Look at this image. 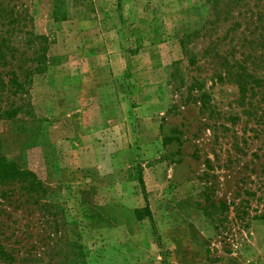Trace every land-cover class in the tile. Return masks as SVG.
<instances>
[{
  "label": "rangeland",
  "instance_id": "1",
  "mask_svg": "<svg viewBox=\"0 0 264 264\" xmlns=\"http://www.w3.org/2000/svg\"><path fill=\"white\" fill-rule=\"evenodd\" d=\"M21 3L46 67L0 119L30 172L0 178V264H264V101L223 78H264V0Z\"/></svg>",
  "mask_w": 264,
  "mask_h": 264
},
{
  "label": "trees",
  "instance_id": "2",
  "mask_svg": "<svg viewBox=\"0 0 264 264\" xmlns=\"http://www.w3.org/2000/svg\"><path fill=\"white\" fill-rule=\"evenodd\" d=\"M210 1L212 9L214 12H217L220 0ZM237 2L238 0H226L225 4L230 8L236 5ZM53 14L59 19L64 17L59 2H56ZM252 14L254 15V12H250V15ZM255 15L260 25L264 24V12L259 9L255 11ZM252 16L249 19H252ZM28 17L21 0H0V119L9 120L17 116L25 105L22 103L24 99L21 98L25 92V87L31 81L34 74L42 72L46 67L44 54L45 37L23 30L27 26ZM259 28L263 31V35L257 44L260 49L263 48L261 49V52H263L264 26H259ZM241 57V59L236 57L232 59L226 58L227 62L224 67L223 78L235 84L242 103L246 99V96L253 95L254 91H257L259 100L264 101V78L255 76L247 66L248 60L246 56L241 54ZM249 96L247 97L248 99ZM11 98L13 99L11 100ZM19 100H22L21 104H18ZM249 104L252 105L251 102ZM262 113L264 117V111ZM21 171L16 163L0 157L1 179H4L6 176L21 177L23 175H30V172ZM262 182L264 183V178ZM230 205L235 207L234 202H219L218 204L211 202L204 207V212L208 216L213 215L216 217L218 214L227 212ZM244 214L245 212L241 211L238 213V216L241 215L243 217ZM257 218L264 219V210ZM13 259L12 252L7 249L5 250L0 242V260L11 263Z\"/></svg>",
  "mask_w": 264,
  "mask_h": 264
}]
</instances>
